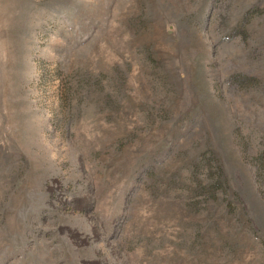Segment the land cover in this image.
<instances>
[{"label":"rangeland","instance_id":"obj_1","mask_svg":"<svg viewBox=\"0 0 264 264\" xmlns=\"http://www.w3.org/2000/svg\"><path fill=\"white\" fill-rule=\"evenodd\" d=\"M0 264H264V0H0Z\"/></svg>","mask_w":264,"mask_h":264}]
</instances>
